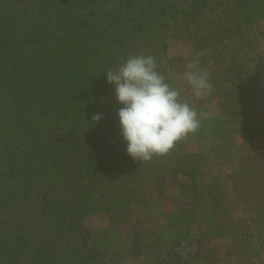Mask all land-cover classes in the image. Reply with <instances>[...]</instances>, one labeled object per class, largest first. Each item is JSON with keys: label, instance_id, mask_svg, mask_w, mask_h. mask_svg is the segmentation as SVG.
Masks as SVG:
<instances>
[{"label": "trees", "instance_id": "16d2710c", "mask_svg": "<svg viewBox=\"0 0 264 264\" xmlns=\"http://www.w3.org/2000/svg\"><path fill=\"white\" fill-rule=\"evenodd\" d=\"M189 39L210 74L221 115L169 153L133 160L121 134L106 72L131 55H153L172 87L181 63L168 40ZM94 114L102 119L93 122ZM228 122L237 124L230 130ZM264 0H0V264H219L232 250L264 256ZM199 146L187 150L189 139ZM237 156L230 187L255 208L253 225L233 221L224 182L207 167ZM182 193L163 198L167 177ZM197 195L186 208L185 197ZM146 206L131 246H105L77 222L96 211L111 226ZM218 214L219 223L214 220ZM165 216L166 224L157 217ZM193 227L196 228L195 233ZM230 239L233 248L221 240ZM180 249H186L181 251Z\"/></svg>", "mask_w": 264, "mask_h": 264}, {"label": "clouds", "instance_id": "9594fccd", "mask_svg": "<svg viewBox=\"0 0 264 264\" xmlns=\"http://www.w3.org/2000/svg\"><path fill=\"white\" fill-rule=\"evenodd\" d=\"M178 79L191 86L194 96L202 99L211 94L212 84L207 70L199 68V61L189 60ZM107 83L114 86L116 99L123 105L118 110L121 134L127 142V153L135 161H149L163 156L175 144L195 134L207 113L180 102V91L166 82L157 71L153 55L129 56L115 69L106 72ZM102 119L94 114L93 122Z\"/></svg>", "mask_w": 264, "mask_h": 264}, {"label": "rangeland", "instance_id": "374dc122", "mask_svg": "<svg viewBox=\"0 0 264 264\" xmlns=\"http://www.w3.org/2000/svg\"><path fill=\"white\" fill-rule=\"evenodd\" d=\"M168 54L172 59H177L180 61L181 70L184 69V65L192 59L201 58L204 55V51H200L195 46V43L189 39H173L169 38L168 40ZM204 64L199 62V68L203 70ZM180 91V102L192 104V105H204L209 111L210 115L213 117L221 115V107L216 99H197L192 91L190 85L183 83L177 87ZM230 130H233L238 126L233 122H228L226 125ZM234 131V130H233ZM187 142V150L190 152L198 151L200 146L191 139ZM255 144L259 151L264 152V136L257 137L255 140ZM241 169V164L237 156H233L231 159L223 162V163H214L207 167L208 176L205 181L209 182L211 177L218 176L226 186L223 189L224 201L226 206L230 212V216L233 221L238 222L242 226H252L253 221L256 218L255 208H253L251 202L249 200H242L237 198L235 193L233 192L232 186L230 187V174L236 173ZM183 180L185 182H190V177L186 175H180L179 178H175L172 174H169L167 177V189L162 194L163 198H174L179 196L182 191L179 185V181ZM190 194L185 197L184 206L189 208L191 206H196L197 203V195ZM133 217L132 221L123 226H111V222L108 216V213L105 210L96 211L86 217L78 219L77 222L85 227H87L92 234H95L97 231L111 229L109 234V241L105 246L114 249H122L123 246H131L134 240V233L140 230L139 223L148 218L150 212L148 208L144 205L139 208H133ZM157 220L161 224H166L167 218L165 216L157 217ZM214 220L216 223H219L218 214L214 215ZM193 232L195 233L196 228L193 227ZM230 239L221 240L220 243H223L224 247L233 248L232 243H230ZM181 251L183 249H180ZM184 249L183 251H185ZM186 252V251H185ZM138 261H143V257H137L131 262L126 264H135ZM219 264H264V256L260 257H250L244 256L239 252V249H233L232 254L229 260L226 262H222Z\"/></svg>", "mask_w": 264, "mask_h": 264}]
</instances>
